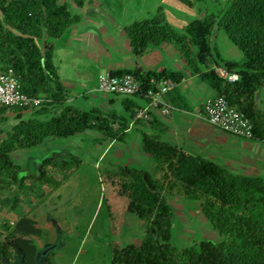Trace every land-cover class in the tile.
Wrapping results in <instances>:
<instances>
[{
  "label": "trees",
  "instance_id": "16d2710c",
  "mask_svg": "<svg viewBox=\"0 0 264 264\" xmlns=\"http://www.w3.org/2000/svg\"><path fill=\"white\" fill-rule=\"evenodd\" d=\"M73 1L79 8L96 1L102 6L110 5V0ZM224 1L227 5L222 12L193 20L182 32L167 22L163 8H159L152 16L128 25L125 33L136 57L163 44L173 45L192 75L215 91L212 98L225 97L250 119L251 140L264 142V111L256 104V94L264 88V0ZM80 21L81 16L73 15L68 4L60 0H0V67L20 77L25 93L45 98L39 108L0 107V125L7 120L8 112L15 113L18 120L3 138L0 136V190L15 185L21 188L29 178L39 185L57 184L46 170L57 163V158L37 160L38 171L31 176L30 171L14 164L13 153L42 145L48 138L68 139L91 130L105 140L125 142L138 100L145 99L144 92L157 89L162 80L179 84L185 79L182 71L166 68L111 70L112 76L131 74L142 82L140 93L122 98L126 115L115 109L85 110L69 103L68 89L54 63L55 42ZM215 28L224 31L242 52V65L224 60L212 47ZM215 66L237 73L239 79L230 82L221 78ZM164 100L174 110L192 112L179 86L170 90ZM28 113L31 117L25 118ZM151 116L149 121L137 120L135 127L150 125L151 133L142 132V149L155 162L154 171L119 167L120 178L126 180L122 188L130 191L127 212L147 222L145 235L138 245L115 246L110 264H264V178L232 174L215 161L166 142L164 135L169 127L158 115ZM79 163L80 159L72 157L70 161L63 160L61 167ZM166 194L198 201L202 213L224 241L201 240L184 248L175 246L173 212ZM4 230L0 264H10L18 256L23 264L40 263L42 254L35 239L43 236V230L38 222L23 216ZM54 257L55 253L47 261Z\"/></svg>",
  "mask_w": 264,
  "mask_h": 264
},
{
  "label": "rangeland",
  "instance_id": "374dc122",
  "mask_svg": "<svg viewBox=\"0 0 264 264\" xmlns=\"http://www.w3.org/2000/svg\"><path fill=\"white\" fill-rule=\"evenodd\" d=\"M60 3L68 4L73 15L81 16L80 23L55 42L54 63L69 98L78 95L75 103L85 110L94 107L106 112L110 108L106 99L112 97L115 111L126 115L123 97L115 98L95 90L99 74L136 67L146 71L163 68L182 71L186 80L181 91L192 106V112L184 116L190 119L189 123H194L196 134L225 148L228 161L222 166L232 174L264 178V142L236 137L201 117V104L215 91L192 75L176 48L163 44L136 57L125 33L128 25L152 16L159 8H163L167 22L182 32L193 20L222 12L227 5L224 0H110L108 7L96 1L87 3L85 8L77 7L73 0H60ZM77 31L80 36L74 40L72 35L76 36ZM211 44L224 60L240 65L245 62L242 52L224 31L215 28ZM39 45L43 47V42L39 41ZM257 95L264 98V89ZM257 102L263 110L259 100ZM6 117L0 125L2 138L18 122L13 112H8ZM28 117L30 113L25 115ZM170 123L176 124V121ZM143 131L151 133L150 125L145 123L137 129L134 123L125 142H111L91 130L68 139L48 138L42 145L13 153L14 164L30 171L31 176L38 171L37 160L57 158L56 164L46 168L48 176L57 184L39 185L29 178L21 188L15 185L0 190V237L6 234L5 226H13L18 217L41 218L45 234L38 240L48 243L46 249L54 247L58 264H110L115 246L140 244L147 222L128 214L130 191L122 188L126 180L120 178L119 167L154 171L155 162L142 149ZM164 140L173 144L169 135ZM214 156L216 158L210 160L218 163L221 156L216 153ZM72 157L80 159L78 166L61 167L63 160L70 161ZM165 197L173 212L172 243L175 246L184 248L201 240L224 241L202 213L198 201L168 194ZM19 261L22 262V257Z\"/></svg>",
  "mask_w": 264,
  "mask_h": 264
},
{
  "label": "built area",
  "instance_id": "2783aa9c",
  "mask_svg": "<svg viewBox=\"0 0 264 264\" xmlns=\"http://www.w3.org/2000/svg\"><path fill=\"white\" fill-rule=\"evenodd\" d=\"M216 73L230 82L237 81L239 75L229 72L223 67H214ZM185 79L181 83H184ZM171 80H162L157 89H148L145 99L138 100L139 107L135 108V116L131 122L137 120L149 121L151 113L163 116L169 115L171 108L164 100L165 95L175 87L180 86ZM95 90L98 93L133 98L142 91V82L131 74L112 76L102 73L97 80ZM45 102L43 96H30L22 89L20 77L12 70L5 71L0 67V107L39 108ZM201 117L214 127L239 138L252 139L253 125L250 119L238 107L233 106L225 97L209 98L203 105Z\"/></svg>",
  "mask_w": 264,
  "mask_h": 264
},
{
  "label": "crops",
  "instance_id": "0c3cea01",
  "mask_svg": "<svg viewBox=\"0 0 264 264\" xmlns=\"http://www.w3.org/2000/svg\"><path fill=\"white\" fill-rule=\"evenodd\" d=\"M85 6H84V8H85ZM76 34H77L76 36L72 35L74 40L78 39V35H79L78 31ZM185 80H186V78H185ZM184 83L180 84V86H179L180 89ZM263 89L264 88H262V90ZM215 94L216 93H214V95L211 96L210 98L214 97ZM257 94H259V91L257 92ZM257 94H256L257 107L259 108L258 102H257L258 100H259V103L261 104V106L264 107L263 95H257ZM77 97H79V96L76 95V96L69 98V103H72V102L75 103ZM106 102L110 106V108H108L106 110L110 111V110L115 109V102L112 100V97L106 99ZM204 103H205V101L201 104V108L204 105ZM75 106L83 108V106L81 104H78L77 102L75 103ZM93 108H91V109H93ZM91 109H89V110H91ZM108 111H106V112H108ZM263 111H264V109H263ZM186 113H188V112H182V111L174 110L167 116H163L161 114H158V118L161 121H163L164 123H166L167 126L169 127V131L166 135H169V138L171 139L172 143L174 145H177L178 147L184 149L185 151L195 155V156H201V157L207 158V159L216 158V156H214V154L216 153L219 156H221L220 159H219V156L217 157V159H219L220 165L226 163L228 161L227 160L228 157H226L227 151L225 150V148L222 147L221 144H217L215 141H213V140L211 141L207 137L197 135L195 132L196 129L193 125L194 123L193 124L189 123L188 121H190V119H188V117L184 116ZM174 121H176V124L170 123V122H174ZM127 134H128V132H127ZM166 135H164V137ZM79 148H81V147L79 146ZM59 149H62V148H59ZM76 156H78V155H76ZM29 217L33 218L36 222H38L39 227L43 230V235H44L45 230H44V226L42 224L43 219H41V218L38 219L36 216H29ZM20 218H22V217H18L15 222H17ZM41 239H43V238H41ZM35 243H36L37 247L39 248V250L41 251V254H42V257L40 259L39 264H58V262L55 261V257L51 258L50 262L47 261V259L50 258L53 253H55L54 247H48L46 249V247L48 246V243L45 242L44 240L39 241L38 238L35 239ZM19 258H20L19 256L16 257V259L10 264H23V262L19 261Z\"/></svg>",
  "mask_w": 264,
  "mask_h": 264
}]
</instances>
